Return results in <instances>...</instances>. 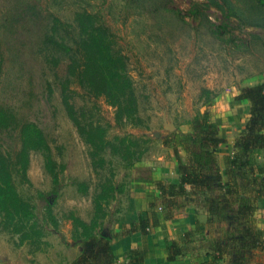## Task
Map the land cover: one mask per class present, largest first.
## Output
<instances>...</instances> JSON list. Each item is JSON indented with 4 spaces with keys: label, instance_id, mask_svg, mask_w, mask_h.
I'll list each match as a JSON object with an SVG mask.
<instances>
[{
    "label": "rangeland",
    "instance_id": "rangeland-1",
    "mask_svg": "<svg viewBox=\"0 0 264 264\" xmlns=\"http://www.w3.org/2000/svg\"><path fill=\"white\" fill-rule=\"evenodd\" d=\"M229 3L231 6L222 0H0V108L13 115L0 125V151L14 157L19 148V125L29 122L43 133L57 177L51 207L57 226H53L44 208L45 197L54 186L45 154L29 152L26 179L12 172L16 189L34 206L41 241L33 243L36 237L21 241L17 233L4 228L0 218V264H65L72 260L81 246L72 239L70 216L84 221L93 217L94 193L112 173V182L122 184L124 190L115 192L116 198L104 205V225L113 227L112 220L127 209L132 180L145 170L140 166L167 153L162 140L170 131L164 121L180 130L197 110L204 109L208 99L214 101L205 107L212 117L217 113L216 104L226 95L233 94L235 99L240 89L264 82V11L254 0ZM82 9L98 14L110 30L114 50L124 58L137 105L130 121L117 123L115 109L104 97L91 94L76 78L67 76L69 49L76 51L78 40L74 15ZM52 37L59 46L53 45ZM63 89L80 120L103 126L107 139L136 138L125 141L122 155L106 149L104 167L97 162L93 165L90 147L63 105ZM244 117L243 126L248 115ZM136 152L142 153L141 160L127 166ZM11 168L14 170L13 165ZM117 207L118 212L114 211ZM210 229L205 232L202 228L203 234L188 238L187 254L202 258L227 226L216 224ZM217 264H229V260L224 257Z\"/></svg>",
    "mask_w": 264,
    "mask_h": 264
},
{
    "label": "trees",
    "instance_id": "trees-1",
    "mask_svg": "<svg viewBox=\"0 0 264 264\" xmlns=\"http://www.w3.org/2000/svg\"><path fill=\"white\" fill-rule=\"evenodd\" d=\"M228 6L231 0H222ZM255 4L264 11V0H254ZM78 40L75 41L76 51L69 49L66 66L68 78H76L80 86L88 89L95 96H102L115 109L114 118L117 123L123 120H132L136 115V97L131 80L126 71L122 55L114 50L111 42V33L106 24L96 12L86 9L75 12ZM261 25L260 23H255ZM54 46H59L52 37ZM210 94V91L203 90ZM236 100L247 99L250 103L248 117L244 123V130L235 138L232 151L224 157V175L222 182L217 165L215 149L225 140L218 135L217 127L210 121V112L207 108L214 101L208 99L203 110H197L188 122L189 131L173 130L166 135L162 143L173 148L177 161L179 182L170 183L157 181L154 188L165 198L164 219L173 217L182 204L175 201L177 197L188 201L192 195L202 203L208 214L207 224L220 222L227 226L216 238L211 248L205 252L210 260H201L200 264H217L224 257L229 264H264V239L262 232L256 227L254 212L257 200L264 197V163L258 161L259 154L264 148V82H259L247 88L240 89ZM62 102L67 114L74 123L79 135L90 147L89 155L93 165L96 162L104 167L106 160L103 152L121 154L125 148V141H133L132 135L114 136L115 141L106 138V131L100 124L82 122L76 115L71 97L64 92ZM13 115L0 108V125L12 118ZM19 148L14 157L0 151V218L4 228L17 233L21 241L35 238L33 243H40L41 231L37 227L33 209L34 206L26 200L12 182V172L19 173L26 179L28 155L31 151H42L45 154L46 168L53 175L54 186L45 197L46 218L53 226L57 222L52 213V203L55 202L57 177L53 174L49 148L43 133L29 122L22 123L18 128ZM136 139V138H135ZM181 148L186 157L178 154ZM122 155V154H121ZM141 152H136L128 158L127 166L141 160ZM11 165L13 169L11 170ZM11 168V169H10ZM111 175L105 178L93 196L94 215L89 221L78 216H70L73 223L72 239L77 241L81 250L72 260L65 264H143L146 256L145 245L139 249L125 252L123 260L119 261L111 249V240L119 234L139 231L143 236L153 227H157L160 218L154 210L142 211L136 224L123 226V232H114L113 227L121 218L116 216L112 221L113 227L105 226L104 205L115 199V192L122 193V184H114ZM192 187L193 192L186 189ZM43 195L40 194V197ZM129 191L127 190V200ZM117 207L114 211H119ZM33 222L30 223V221ZM193 231L184 233V240L178 243L168 242L167 260H175L178 256L186 255L188 238L196 233L203 234L202 224L195 223Z\"/></svg>",
    "mask_w": 264,
    "mask_h": 264
},
{
    "label": "crops",
    "instance_id": "crops-1",
    "mask_svg": "<svg viewBox=\"0 0 264 264\" xmlns=\"http://www.w3.org/2000/svg\"><path fill=\"white\" fill-rule=\"evenodd\" d=\"M217 113L211 117L210 121L217 127L218 135L222 137L225 142L215 149L217 165L220 170L222 182L227 178L224 175V157L229 155L232 151V145L235 138L244 130L243 121L245 115H248L250 103L247 99L236 100L231 96L226 95L220 102H218ZM215 105V106H216ZM180 131H189V126L180 127ZM167 153L158 156L155 161H150L144 166L143 172L137 173L136 178L132 180L131 188L129 190V198L127 209L119 221L114 225V232H123V226L128 227L130 224H136L139 220V214L142 211L151 210L149 205L154 204V210L160 218L159 225L149 230L146 236L139 231H133L127 234H119L111 240V249L117 260H123L125 252L128 250L139 249L141 245H145L146 256L143 264H199L197 260H210L205 253L202 258L197 259L190 254L178 256L175 260H167V246L168 242L174 240L181 243L184 240V233L194 229L196 221L203 223L201 228L205 232L210 231V227L216 224H223L214 222L207 224L206 218L208 214L203 208L202 203L197 201V196L192 195L185 201L181 197H177L175 201L182 204V206L175 211L170 219H164L165 212V198L161 193L154 188V183L157 181H164L170 183L179 182V172L177 161L174 157L173 148L165 146ZM178 154L181 158L186 157V153L178 148ZM258 161L264 163V148L261 150ZM188 191L193 192L191 186H185ZM257 208L254 216L256 217V225L263 232L264 239V197L257 200Z\"/></svg>",
    "mask_w": 264,
    "mask_h": 264
},
{
    "label": "water",
    "instance_id": "water-1",
    "mask_svg": "<svg viewBox=\"0 0 264 264\" xmlns=\"http://www.w3.org/2000/svg\"><path fill=\"white\" fill-rule=\"evenodd\" d=\"M165 120V119H164ZM164 127L166 128V129H168L170 132L171 131H173V125H169V124H167L165 121H164ZM155 136H157V134H155Z\"/></svg>",
    "mask_w": 264,
    "mask_h": 264
}]
</instances>
